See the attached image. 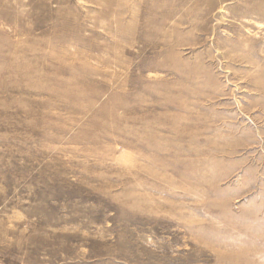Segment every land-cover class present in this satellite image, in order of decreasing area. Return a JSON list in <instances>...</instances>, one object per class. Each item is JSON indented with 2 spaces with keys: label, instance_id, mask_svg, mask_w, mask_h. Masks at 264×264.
I'll use <instances>...</instances> for the list:
<instances>
[{
  "label": "rangeland",
  "instance_id": "rangeland-1",
  "mask_svg": "<svg viewBox=\"0 0 264 264\" xmlns=\"http://www.w3.org/2000/svg\"><path fill=\"white\" fill-rule=\"evenodd\" d=\"M0 264H264V0H0Z\"/></svg>",
  "mask_w": 264,
  "mask_h": 264
}]
</instances>
